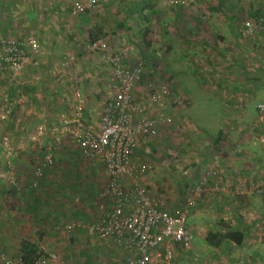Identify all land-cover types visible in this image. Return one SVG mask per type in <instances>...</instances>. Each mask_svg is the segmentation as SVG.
Segmentation results:
<instances>
[{"label": "crops", "instance_id": "1", "mask_svg": "<svg viewBox=\"0 0 264 264\" xmlns=\"http://www.w3.org/2000/svg\"><path fill=\"white\" fill-rule=\"evenodd\" d=\"M67 1L0 0V19L7 16L8 22L12 23L3 24L0 33L5 34V31L11 30L15 36L38 38L40 45L45 36L55 39L59 37L57 21L65 18L67 22L70 18L61 9L62 6H68ZM55 5L60 13L52 9ZM45 8H48L47 13L43 11ZM78 31L76 34L79 35ZM51 53L52 49H49ZM255 57L250 64L231 73L238 76L232 77L234 82L218 79L221 89L215 88L210 78L203 77L197 82L198 90H212L208 101L217 102L215 107L199 106L209 123L216 121L215 126L211 127L207 156L202 155L206 151L200 147V158H195V162L199 160V166L177 165V171L181 173L177 177L166 176L165 171L159 174L161 168L170 171L166 167L167 161L165 158L161 162L150 160V155H144L143 152L150 154L152 149L143 148L141 138L133 160L145 163L148 171L136 180H122L126 186L136 183L144 187L149 198L160 201L158 207L170 213H174L180 206L184 207L186 198L194 200V204L187 207L185 223L193 238L186 247L173 244L174 264H197V260L201 264H216L217 260L204 259L200 253L205 245H212L206 237L209 232H239V244H235L232 239H224L232 246L231 252H235L237 247H243L247 252L253 251L255 254L251 241L257 234H264V118H261L256 107L257 103L264 102V51L262 56L255 53ZM255 60L259 63H255ZM102 62L103 70L108 71L103 59ZM95 66H90L94 73L98 71ZM71 67L70 64L64 67L60 62L58 65L53 63L51 66H41L42 75L46 77L52 74L49 76L52 83L42 75L39 79L30 80L24 72H21L19 81V77L14 80L17 88L11 87L13 81L7 73L8 81L3 80L7 88V104L21 98L29 102L25 110L18 114L21 120L24 117L22 123L17 131L7 129L4 134L9 139L4 136L1 147L12 151L2 154L0 160V252L12 256L13 264H20L18 257L24 243L31 245L38 254L55 253L62 264H124L126 261L127 252L122 246L111 240L99 242L95 233L88 228V224L101 216L107 206L103 189L108 175L102 162L95 158H85L73 139V132L78 127L74 121V107L77 104L65 81L67 73L74 78L79 95L81 93ZM256 75H263L262 79L258 80L259 76ZM250 76L256 79L255 85L251 84ZM238 78H245V82L239 83L236 81ZM44 86L50 88V96L39 92ZM59 86L65 88L64 96ZM18 88L20 93L14 94ZM55 91L63 97H52ZM48 99L55 104H63L59 106L65 110L53 113L51 107L46 108ZM53 108L56 109V106ZM68 109L73 126L57 125V119L62 121L59 117L62 113H65L62 116L68 118ZM87 110L81 111L80 119L84 123L92 120L88 118L90 115H87ZM101 110L102 106L98 117ZM47 115H53V123L40 126L41 119ZM17 132L21 137L24 136V142H13ZM201 132L202 127L198 135ZM29 135L34 137V141ZM15 145L18 151H14ZM47 152H52L53 160L42 170L41 175L35 177L34 171ZM198 167L199 171L206 173L207 181L202 186L199 185L200 176L196 173ZM211 172L215 175L211 176ZM11 180L18 183L14 185L16 188L9 183ZM66 223H74L71 230L64 229ZM258 240L261 238L258 237ZM262 243L264 241L260 243V249L264 252Z\"/></svg>", "mask_w": 264, "mask_h": 264}, {"label": "rangeland", "instance_id": "2", "mask_svg": "<svg viewBox=\"0 0 264 264\" xmlns=\"http://www.w3.org/2000/svg\"><path fill=\"white\" fill-rule=\"evenodd\" d=\"M67 2L68 6H62L61 9L62 13L69 15L70 18L67 22L65 18L57 21L59 37L55 39L43 37L45 39L41 40V45L46 44L39 48L37 55L30 61L15 71L0 73V160L2 154L12 151L10 148H1L4 136H8L4 133H7V129L17 131V127L24 119L23 117L21 120L18 114L22 113L29 103L27 99L21 98L7 104V88L3 80L8 81L6 78L10 77L11 82L13 81L11 87H16L14 80L20 76L21 72H24L30 80L39 79L42 76L45 77L40 70L43 65L51 66L53 63L58 65V62L60 64L65 62L68 66L70 64L81 93L80 101L73 102L84 105L82 109H88L89 119H97L102 102L110 88V79L107 69L103 70L102 54L87 53L86 43L91 39L102 38L107 40L112 48L125 53L130 61L137 59L144 61L145 73L140 84L141 88L144 87V82L164 83L171 92V97L178 95L182 100L181 107L165 111V116H168L170 121L160 125L153 135L141 137L144 143L143 148L152 149L150 154L143 152L144 155H150V160L155 159L160 162L165 158L166 167L170 171L161 168L158 172L160 174L165 171L166 176L177 177L181 174L177 171V165L199 166V160L195 162V158H200V147L205 151L210 148L211 127H214L216 122L209 123L199 106L215 107L217 102L214 100L210 103L208 98L212 90L210 88L198 90L197 82L203 77L210 78V83H213L215 88L221 89L218 79L234 82L232 77L238 76L231 75L232 72L250 64L255 53L256 55L260 53L262 56L264 34L254 33L243 38L240 29L245 22L251 23L264 19V0H68ZM47 9L43 11L47 13ZM52 9L60 13L58 6L55 5ZM0 22V30L3 24H12L8 22L7 16L1 17ZM77 30L79 35L76 34ZM59 31H62L63 36ZM4 37L18 36L12 34L11 30H7L5 34L0 33V38ZM49 49H52L51 54ZM91 63L97 65L96 73L90 67ZM255 63L259 61L255 60ZM200 74H207V76ZM49 76L46 75L45 78L49 80ZM256 76H259L258 80H261L263 75ZM251 79V84L255 85V78ZM244 80L245 78H238L236 81L240 83ZM49 83L52 82L49 80ZM44 87L39 92L50 96L48 93L50 88ZM59 88L63 89L64 96L65 88L63 86ZM18 93H20L19 88L18 91L17 89L14 91V94ZM52 94L54 95L52 97L61 96L57 91ZM47 101L46 108L51 107L50 110L53 113L65 110L59 106L63 104H55L50 99ZM54 106L56 109L53 108ZM63 114L65 113L59 115L62 121L57 119L56 124L73 126L70 110H67L68 118L62 116ZM53 120V115L52 117L47 115L41 119L40 126L44 123L48 125ZM24 124L29 127L27 123ZM200 127L203 128V132L198 135ZM29 131H31L30 128ZM19 134L17 132L14 135V143L24 142V136L21 137ZM30 138L34 141V137L30 136ZM16 149L18 148L15 145L14 151H18ZM207 154V151L202 152V155L207 156ZM201 171L198 167L196 173L200 176L199 180L202 175L206 176V173ZM213 175L215 173L211 172V176ZM194 177L196 178L195 175ZM9 183L13 186V183L18 184L15 180ZM262 208L264 211V206ZM222 227L225 228V225ZM211 233L215 232H209L206 237ZM219 233L224 235L229 232L222 230ZM258 237L261 240H258ZM263 238L264 234L261 233L251 241V245H254L252 249H255L256 254L253 251L247 252L243 247H237L235 252H231L232 246L224 239L218 246L205 245L200 253L204 259L217 260L216 264H264L262 258L264 252L260 249ZM215 239L210 237L211 241ZM262 244L261 247L264 248V243ZM197 264L201 262L197 260Z\"/></svg>", "mask_w": 264, "mask_h": 264}, {"label": "built area", "instance_id": "3", "mask_svg": "<svg viewBox=\"0 0 264 264\" xmlns=\"http://www.w3.org/2000/svg\"><path fill=\"white\" fill-rule=\"evenodd\" d=\"M242 37L254 33L264 34V19L245 22L240 29ZM40 42L30 36L0 38V73L12 72L30 61L40 48ZM89 53L100 52L110 74V88L102 102V110L97 119L82 122L81 106L74 107V121L78 123L73 139L82 155L88 159H99L108 179L103 189L107 206L97 219L88 224L99 242L109 240L127 252L124 264H174L173 244L189 245L193 235L185 225L188 206L194 204L190 197L186 205L178 207L174 213L158 207L160 201L149 198L146 190L139 184L126 186L122 180H136L148 171L145 163L133 160L141 137H149L160 125L170 121L165 111L181 107L180 96L171 97L165 84L144 82V61H130L125 53L110 46L102 38L91 39L86 43ZM65 67L66 63L62 62ZM65 81L79 101V92L74 78L67 73ZM257 110L264 118V102H259ZM53 160L52 152L34 171L35 177ZM207 181L201 177L199 185ZM15 185V183H14ZM74 223L64 224L71 230ZM13 257L0 252V264H13ZM18 261L24 264L19 254ZM28 264H62L55 253L38 254Z\"/></svg>", "mask_w": 264, "mask_h": 264}, {"label": "trees", "instance_id": "4", "mask_svg": "<svg viewBox=\"0 0 264 264\" xmlns=\"http://www.w3.org/2000/svg\"><path fill=\"white\" fill-rule=\"evenodd\" d=\"M210 237L216 238L215 240H210ZM207 238L212 242V245L218 246L221 241L225 238H229L234 240L235 244H239L241 240V234L239 232H229L227 234L221 235L219 232L211 233L210 235L207 236ZM21 254V259L24 264L31 263L33 259L38 255V253L34 250V248L27 244L24 243L21 247L20 250Z\"/></svg>", "mask_w": 264, "mask_h": 264}]
</instances>
